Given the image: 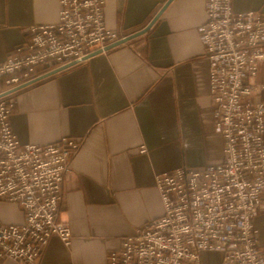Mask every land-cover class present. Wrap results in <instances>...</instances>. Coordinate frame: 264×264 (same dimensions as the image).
<instances>
[{
  "label": "crops",
  "instance_id": "0c3cea01",
  "mask_svg": "<svg viewBox=\"0 0 264 264\" xmlns=\"http://www.w3.org/2000/svg\"><path fill=\"white\" fill-rule=\"evenodd\" d=\"M166 1L104 0L105 25L131 34ZM204 2L170 0L145 32L16 92L10 126L20 142L81 140L57 213L69 223L71 242L51 235L36 264H106L121 239L162 215L156 173L221 161L223 140L213 128L209 62L199 37ZM231 6L264 10V0H231ZM58 9L57 0H0V61L25 39V27L56 22ZM258 67L255 80L264 84V60ZM259 99L264 88L253 97ZM22 221L19 205L0 200V223ZM253 228L264 247V209L254 215ZM220 254L203 251L200 264H220Z\"/></svg>",
  "mask_w": 264,
  "mask_h": 264
},
{
  "label": "built area",
  "instance_id": "2783aa9c",
  "mask_svg": "<svg viewBox=\"0 0 264 264\" xmlns=\"http://www.w3.org/2000/svg\"><path fill=\"white\" fill-rule=\"evenodd\" d=\"M57 1L56 22L25 27V39L0 61V200L23 212L19 224L0 223V260L18 264H36L51 235L70 244L69 223L57 213L81 140L20 142L10 126L19 89H11L82 62L96 49L104 52L125 36L105 25L104 0ZM204 8L199 37L209 62L213 128L224 155L217 164L156 173L162 215L121 239L106 264H200L207 250L221 253L220 264H264L253 228L254 215L264 208V100H253L264 88L255 80L264 60V10L234 11L231 0H205Z\"/></svg>",
  "mask_w": 264,
  "mask_h": 264
},
{
  "label": "water",
  "instance_id": "95a60500",
  "mask_svg": "<svg viewBox=\"0 0 264 264\" xmlns=\"http://www.w3.org/2000/svg\"><path fill=\"white\" fill-rule=\"evenodd\" d=\"M169 1H170V0H167V1H166V3H165V4H164V5H163V6L157 11V13H155V15L152 17V19L149 21V23H148L147 25H145L143 28H141V29H139V30H137V31H135V32H133V33H131V34H127V35H125L123 38H121V39H119V40L113 41L112 43L106 45V46L104 47V50H106L107 48H110V47H112V46H114V45H117V44H119V43L125 42V41L131 39L132 37H135V36H137V35H139V34L145 32V31L150 27V25L154 22V20H156V18L159 16V14L161 13V11L163 10V8L165 7V5H166ZM99 52H100V50H99V49H96V50L92 51V52L89 54V57H90L91 55H93V54H95V53H99ZM73 64H74L73 62H71V63H66V64H64V65H61V66H59V67H56V68L50 70L47 74H48V75H51V74H53V73H55V72H57V71H60V70L66 68V67H68V66H70V65H73ZM24 86L26 87L25 84H23V85H19V86L15 87V88H13V89H11V90L20 89V88H23Z\"/></svg>",
  "mask_w": 264,
  "mask_h": 264
},
{
  "label": "rangeland",
  "instance_id": "374dc122",
  "mask_svg": "<svg viewBox=\"0 0 264 264\" xmlns=\"http://www.w3.org/2000/svg\"><path fill=\"white\" fill-rule=\"evenodd\" d=\"M262 209H264V208H262Z\"/></svg>",
  "mask_w": 264,
  "mask_h": 264
}]
</instances>
